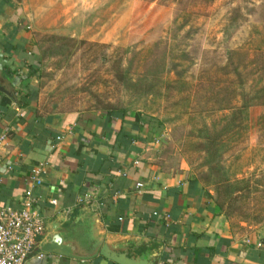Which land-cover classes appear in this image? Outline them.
Segmentation results:
<instances>
[{
    "label": "rangeland",
    "instance_id": "rangeland-1",
    "mask_svg": "<svg viewBox=\"0 0 264 264\" xmlns=\"http://www.w3.org/2000/svg\"><path fill=\"white\" fill-rule=\"evenodd\" d=\"M20 2L46 108L158 118L153 163L264 223V0Z\"/></svg>",
    "mask_w": 264,
    "mask_h": 264
},
{
    "label": "crops",
    "instance_id": "crops-1",
    "mask_svg": "<svg viewBox=\"0 0 264 264\" xmlns=\"http://www.w3.org/2000/svg\"><path fill=\"white\" fill-rule=\"evenodd\" d=\"M27 17L20 0H0V207L17 208L30 168L43 164L37 209L44 222L63 219L70 234L92 223L152 264H264V223L233 224L195 176L159 168L148 157L152 135L135 118L46 108ZM135 161L149 163L144 173ZM85 195L92 201L78 203ZM35 250L23 264H119Z\"/></svg>",
    "mask_w": 264,
    "mask_h": 264
},
{
    "label": "built area",
    "instance_id": "built-area-1",
    "mask_svg": "<svg viewBox=\"0 0 264 264\" xmlns=\"http://www.w3.org/2000/svg\"><path fill=\"white\" fill-rule=\"evenodd\" d=\"M5 136L1 135L0 140ZM137 163V161H135ZM43 164H37L28 172L29 187L25 189L18 207H0V264H23L34 248L36 238L44 230V220L37 209L39 195L36 188L42 186ZM143 183L135 182L140 189ZM90 195L78 198V203H90ZM54 202V201H53ZM41 257V254L37 255Z\"/></svg>",
    "mask_w": 264,
    "mask_h": 264
},
{
    "label": "water",
    "instance_id": "water-1",
    "mask_svg": "<svg viewBox=\"0 0 264 264\" xmlns=\"http://www.w3.org/2000/svg\"><path fill=\"white\" fill-rule=\"evenodd\" d=\"M62 220L55 217L44 222L42 238L34 245L35 253L54 252L78 259L101 255L119 264H152V261L136 252L129 253L126 246L117 248L113 243L106 241V233H96L92 223L84 235H76L69 233Z\"/></svg>",
    "mask_w": 264,
    "mask_h": 264
},
{
    "label": "trees",
    "instance_id": "trees-1",
    "mask_svg": "<svg viewBox=\"0 0 264 264\" xmlns=\"http://www.w3.org/2000/svg\"><path fill=\"white\" fill-rule=\"evenodd\" d=\"M116 64L117 63L114 62V64H113L114 69H115V65ZM37 69L38 68L35 67L33 73H36ZM117 76H118L119 79L122 78V76L120 74H118ZM113 110H114V108L106 107L105 109H103L101 111V113H102V115L103 114L109 115L108 118L110 120L112 119V113H114L115 116L119 115L122 121L125 119L127 110H125V109H120V110H117V111H113ZM118 111H119V114L115 113V112H118ZM138 119L139 118H137L135 116V119L133 120L134 123H136V125L141 127L142 129L145 128L148 132H151L153 137L155 135H157L161 131L162 127H163L162 122L158 118H155L153 116L149 117L147 120H143V119H139L138 120ZM145 166L148 167L149 163L146 162V161L137 162V164L133 167V170L136 171V173H144L143 171L146 169ZM217 205L222 208V204L220 202H218Z\"/></svg>",
    "mask_w": 264,
    "mask_h": 264
}]
</instances>
